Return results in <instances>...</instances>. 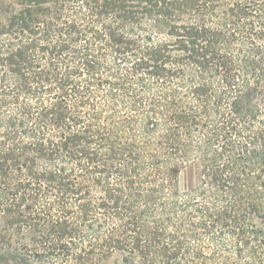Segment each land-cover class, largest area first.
<instances>
[{
    "label": "trees",
    "instance_id": "1",
    "mask_svg": "<svg viewBox=\"0 0 264 264\" xmlns=\"http://www.w3.org/2000/svg\"><path fill=\"white\" fill-rule=\"evenodd\" d=\"M116 255L264 264V0H0V264Z\"/></svg>",
    "mask_w": 264,
    "mask_h": 264
},
{
    "label": "rangeland",
    "instance_id": "2",
    "mask_svg": "<svg viewBox=\"0 0 264 264\" xmlns=\"http://www.w3.org/2000/svg\"><path fill=\"white\" fill-rule=\"evenodd\" d=\"M180 177H181L180 178L181 188H183L185 186V184L188 181H190L191 179L193 181L198 182V180L200 178V169H199V167H193V168L186 169L182 172ZM108 264H124V262H123L121 256L116 255L110 259Z\"/></svg>",
    "mask_w": 264,
    "mask_h": 264
}]
</instances>
